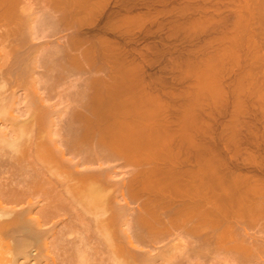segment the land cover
Wrapping results in <instances>:
<instances>
[{
    "label": "bare ground",
    "instance_id": "1",
    "mask_svg": "<svg viewBox=\"0 0 264 264\" xmlns=\"http://www.w3.org/2000/svg\"><path fill=\"white\" fill-rule=\"evenodd\" d=\"M32 1L0 0V264H264V185L219 181L113 49L48 40L78 0Z\"/></svg>",
    "mask_w": 264,
    "mask_h": 264
},
{
    "label": "rangeland",
    "instance_id": "2",
    "mask_svg": "<svg viewBox=\"0 0 264 264\" xmlns=\"http://www.w3.org/2000/svg\"><path fill=\"white\" fill-rule=\"evenodd\" d=\"M41 1H32L34 13L47 10ZM78 6L76 29L44 40L79 37V49L97 52L88 57L97 66L107 45L137 67L141 87L160 98L170 120L188 110L190 134L202 142L206 167L219 181L237 174L264 185V0H78ZM178 145L195 157V146ZM3 165L2 182L12 170ZM18 178L13 182L22 183Z\"/></svg>",
    "mask_w": 264,
    "mask_h": 264
}]
</instances>
